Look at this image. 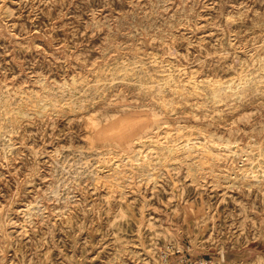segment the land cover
Listing matches in <instances>:
<instances>
[{"label": "rangeland", "instance_id": "obj_1", "mask_svg": "<svg viewBox=\"0 0 264 264\" xmlns=\"http://www.w3.org/2000/svg\"><path fill=\"white\" fill-rule=\"evenodd\" d=\"M263 154L264 0H0V264H264Z\"/></svg>", "mask_w": 264, "mask_h": 264}, {"label": "bare ground", "instance_id": "obj_2", "mask_svg": "<svg viewBox=\"0 0 264 264\" xmlns=\"http://www.w3.org/2000/svg\"><path fill=\"white\" fill-rule=\"evenodd\" d=\"M170 129V128H169ZM158 135V134H157ZM172 135V134H171ZM149 137H151V136H149ZM161 137V136H160ZM165 137V136H164ZM151 139V138H150ZM261 142V141H260ZM140 143V142H139ZM169 144V143H168ZM171 144V143H170ZM139 145V144H138ZM141 145H143V144H141ZM152 148V147H151ZM154 149H156V148H154ZM167 149H168V152L170 153V154H173V153H175L178 149H176V146H174V145H169V146H167ZM191 150V148H188V155H190L189 154V151ZM209 150V149H208ZM134 151H135V148L134 149H132L131 150V152H132V154H133V158L135 157V155H134ZM149 151V150H148ZM198 151V150H197ZM212 151V150H211ZM210 151V152H211ZM160 152V151H159ZM201 152V151H200ZM153 153V152H152ZM197 153V152H196ZM196 153H194L193 154V158L195 159L194 161L195 162H199L201 159H202V157H197L195 154ZM213 153V152H212ZM203 154V153H202ZM209 154V153H208ZM215 155V154H214ZM219 155V154H218ZM264 155V154H263ZM212 156V155H211ZM216 156V155H215ZM141 160H142V165H143V167L145 166V165H150L151 163H153V158H151L150 156H149V153L148 152H143L142 154H141ZM222 157V156H221ZM263 157V156H262ZM157 158V157H156ZM158 158H161L160 156H158ZM202 160H204V161H206L207 159H202ZM210 160H211V158H210ZM247 165V164H246ZM260 166V165H259ZM142 167V168H143ZM245 167V166H244ZM255 167H257L256 166V164L255 163H253V162H251L250 163V165L249 166H246L243 170H244V173H248V172H250V173H252V172H254L256 169H255ZM148 168V167H147ZM261 170V169H260ZM260 170H259V172H260ZM228 171V170H227ZM233 173V172H232ZM239 174V173H238ZM243 174V173H242ZM241 175V174H240ZM233 176H235V175H233ZM246 176V175H245ZM239 177H241V176H239ZM234 179V178H233Z\"/></svg>", "mask_w": 264, "mask_h": 264}]
</instances>
